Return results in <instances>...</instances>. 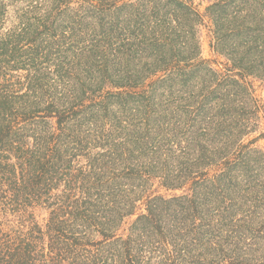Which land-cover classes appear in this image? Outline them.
<instances>
[{
  "label": "trees",
  "instance_id": "trees-1",
  "mask_svg": "<svg viewBox=\"0 0 264 264\" xmlns=\"http://www.w3.org/2000/svg\"><path fill=\"white\" fill-rule=\"evenodd\" d=\"M208 1L0 0V264H264V0Z\"/></svg>",
  "mask_w": 264,
  "mask_h": 264
},
{
  "label": "rangeland",
  "instance_id": "rangeland-1",
  "mask_svg": "<svg viewBox=\"0 0 264 264\" xmlns=\"http://www.w3.org/2000/svg\"><path fill=\"white\" fill-rule=\"evenodd\" d=\"M195 5L198 6L201 12H205L207 6L210 4L208 0H193ZM211 34L209 33L207 28H204L203 30V55L206 59L212 60L214 63V67L217 69H222L223 65L220 62H217V60L223 61V58H218L215 52L213 51L211 47ZM256 88V95L259 98L264 99V85L260 81H257L255 83ZM264 127V122L263 126ZM264 128L261 129L263 131ZM259 132L255 133L252 136H258ZM254 147H259L261 149H264V138L258 139L256 143H254ZM262 177L255 178V181H260L264 184V170L261 172ZM264 190V187L262 188ZM252 217L255 219L260 218V224L255 225V227L258 229L259 233H256L258 235L257 237H250V247L251 249L257 250V251H264V205L261 207L254 206L252 208ZM260 235V236H259Z\"/></svg>",
  "mask_w": 264,
  "mask_h": 264
}]
</instances>
